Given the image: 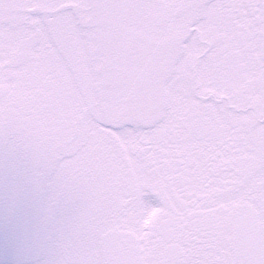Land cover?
<instances>
[{
  "label": "snow or ice",
  "instance_id": "obj_1",
  "mask_svg": "<svg viewBox=\"0 0 264 264\" xmlns=\"http://www.w3.org/2000/svg\"><path fill=\"white\" fill-rule=\"evenodd\" d=\"M0 264H264V0H0Z\"/></svg>",
  "mask_w": 264,
  "mask_h": 264
},
{
  "label": "flooded vegetation",
  "instance_id": "obj_2",
  "mask_svg": "<svg viewBox=\"0 0 264 264\" xmlns=\"http://www.w3.org/2000/svg\"><path fill=\"white\" fill-rule=\"evenodd\" d=\"M8 257L4 254L2 250H0V259H7Z\"/></svg>",
  "mask_w": 264,
  "mask_h": 264
}]
</instances>
